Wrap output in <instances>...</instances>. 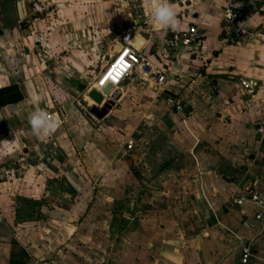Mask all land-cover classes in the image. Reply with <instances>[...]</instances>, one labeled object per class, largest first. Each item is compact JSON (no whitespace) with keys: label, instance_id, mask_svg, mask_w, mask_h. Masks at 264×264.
<instances>
[{"label":"crops","instance_id":"obj_1","mask_svg":"<svg viewBox=\"0 0 264 264\" xmlns=\"http://www.w3.org/2000/svg\"><path fill=\"white\" fill-rule=\"evenodd\" d=\"M21 1L0 0V264H241V241L264 264L258 208L235 202L264 203V0H238L248 41L223 29L225 0H172L203 33L178 51L143 0ZM126 33L166 85L134 72L97 118L81 101ZM34 107L57 122L40 139Z\"/></svg>","mask_w":264,"mask_h":264},{"label":"built area","instance_id":"obj_2","mask_svg":"<svg viewBox=\"0 0 264 264\" xmlns=\"http://www.w3.org/2000/svg\"><path fill=\"white\" fill-rule=\"evenodd\" d=\"M45 9L47 8L41 6L37 1H32L30 3V14L32 15L41 16ZM221 14L223 29L228 30L243 41L252 40L256 37V33L242 23V8L238 0H225ZM202 39L203 33L200 29L196 25H191L181 31L175 33L171 32L167 39V46L171 51H178L189 48L192 45L198 46ZM133 40L134 37L131 33L123 34L120 37L118 40V44L120 45L119 51L106 66L102 73V75H105H103V77L101 75L100 79L96 82L94 89L102 94L105 100L110 98L114 101L116 98L115 89L117 86L124 77L134 72L139 73V79L142 83L151 81L153 86L161 87L166 85L164 73L154 69L146 58L140 56L136 52ZM106 77H108V80L103 84ZM107 85H110L112 89L108 93H104L103 89ZM241 86L246 92H253L258 88L257 82L252 80L241 81ZM175 109L181 111L182 106L180 104H175ZM256 133L262 137L264 141V124H258L256 126ZM127 147L131 148V145L128 144ZM235 202L237 205L251 202L258 208L255 218L264 221V203L261 202L260 196L255 190H246L244 194L236 198ZM240 247V262L241 264H246L251 254L250 243L241 241Z\"/></svg>","mask_w":264,"mask_h":264},{"label":"clouds","instance_id":"obj_3","mask_svg":"<svg viewBox=\"0 0 264 264\" xmlns=\"http://www.w3.org/2000/svg\"><path fill=\"white\" fill-rule=\"evenodd\" d=\"M144 7L156 26H163L172 32L183 30V25L178 19V13L172 0H143ZM4 85L0 84V88ZM29 136L40 139L57 127V122L52 118L47 108L34 107L28 113Z\"/></svg>","mask_w":264,"mask_h":264},{"label":"water","instance_id":"obj_4","mask_svg":"<svg viewBox=\"0 0 264 264\" xmlns=\"http://www.w3.org/2000/svg\"><path fill=\"white\" fill-rule=\"evenodd\" d=\"M17 5L18 8L20 9L21 6H23V3L21 0H17ZM111 86L107 85L104 89L103 92L104 93H108L111 90ZM87 96L92 99L95 102V106H92L90 109V114H92L93 116L97 117V118H101L104 114L107 113V111L113 106L114 101L112 99H104V96L100 93H98V91L96 89H90L87 93ZM97 105H99L100 107L98 108ZM103 105V106H101ZM16 105H12L10 106V108L14 107Z\"/></svg>","mask_w":264,"mask_h":264},{"label":"rangeland","instance_id":"obj_5","mask_svg":"<svg viewBox=\"0 0 264 264\" xmlns=\"http://www.w3.org/2000/svg\"><path fill=\"white\" fill-rule=\"evenodd\" d=\"M46 11L49 12L50 9H49V8L45 9V11L43 12V15L45 14ZM47 12H46V13H47ZM43 15H41V16H43ZM81 104H82L83 106H85V107H87L88 104H90V105H92V106H95V105H96L95 102H94L92 99H90L88 96H87V98L85 99V101H81ZM92 106H91V107H92ZM101 106H103V105H101ZM91 107H89V108L87 109L89 113H90V109H91ZM97 107L99 108L100 106L97 105Z\"/></svg>","mask_w":264,"mask_h":264},{"label":"bare ground","instance_id":"obj_6","mask_svg":"<svg viewBox=\"0 0 264 264\" xmlns=\"http://www.w3.org/2000/svg\"><path fill=\"white\" fill-rule=\"evenodd\" d=\"M103 75H105V74H103ZM103 75H102V77H103ZM108 80V77H106L105 79H104V82H103V84H105V82Z\"/></svg>","mask_w":264,"mask_h":264}]
</instances>
